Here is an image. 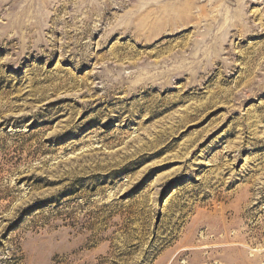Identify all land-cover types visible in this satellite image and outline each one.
<instances>
[{"label":"rangeland","instance_id":"obj_1","mask_svg":"<svg viewBox=\"0 0 264 264\" xmlns=\"http://www.w3.org/2000/svg\"><path fill=\"white\" fill-rule=\"evenodd\" d=\"M0 264H264V0H0Z\"/></svg>","mask_w":264,"mask_h":264}]
</instances>
